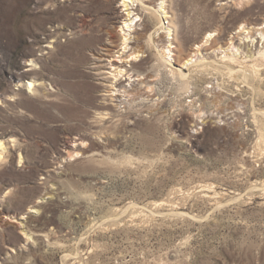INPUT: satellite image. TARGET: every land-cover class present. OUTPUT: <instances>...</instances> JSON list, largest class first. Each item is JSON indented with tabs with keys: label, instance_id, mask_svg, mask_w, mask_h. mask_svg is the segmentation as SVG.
Here are the masks:
<instances>
[{
	"label": "rangeland",
	"instance_id": "374dc122",
	"mask_svg": "<svg viewBox=\"0 0 264 264\" xmlns=\"http://www.w3.org/2000/svg\"><path fill=\"white\" fill-rule=\"evenodd\" d=\"M121 1L0 0V264H264V0Z\"/></svg>",
	"mask_w": 264,
	"mask_h": 264
},
{
	"label": "bare ground",
	"instance_id": "6f19581e",
	"mask_svg": "<svg viewBox=\"0 0 264 264\" xmlns=\"http://www.w3.org/2000/svg\"><path fill=\"white\" fill-rule=\"evenodd\" d=\"M121 2H122V6H123V12H122L123 20H122V24L119 28V38H120L119 42H120V47H121L120 50L122 51V53H125V52L128 53L132 50V47H130L131 32L134 31V27L136 25H138L137 22L141 20L140 16L143 15V12L138 10V4L136 5V8L134 7L135 2H138V0H122ZM139 2L142 3V0H139ZM157 6L158 7L156 10V13H157L160 21L162 22V25H161L162 33L165 34V44H164V46L162 45L163 49L161 50L162 51L161 59L163 60V62L165 64H170V62L172 61V56L175 55L173 49H175L176 47L173 45V41L177 39V32L178 31L176 32V29H175L176 25L174 24V22L172 20H169L172 18V16L169 15L168 7H167L168 6L167 1L166 0H160L159 3L157 4ZM144 17L146 18L147 16L145 15ZM243 28H246L245 25L243 26ZM244 33H245L244 37H242L240 39V42L238 44H236L237 43L236 41H231L229 44L226 43L227 47H226V49H224V51H227V52L229 50L238 51L239 49L244 51V49L246 48V47H244V45L246 43H250V42L252 44H254L255 42L258 43V41L256 39H254V38L252 39V35L250 34L251 33L250 30L245 31ZM259 35L262 39V45H263V43H264V30L260 31ZM213 37H214V34H212V33L208 34L206 37H204L203 43L206 44L209 41L211 42ZM184 39H185L184 41H186V38H184ZM241 40H243V42ZM181 46H182V44H181ZM200 46L197 45L196 50ZM208 46H209V44H208ZM218 48L220 49L222 47H218ZM263 49H264V46L262 47V49H260L258 51V54H260V56L264 58V50ZM247 52H249V50H247ZM194 56H195V58L197 57L196 52L193 53L192 55L188 56V58L186 60L182 59V60H184L182 63V67L180 66L181 69L178 70L179 74L181 76L185 75L183 73V70H185V69L187 70L188 66L192 63V58ZM137 58H138V56L135 54V52H131L129 54H126L124 59L119 58V60H115L114 70L111 73L112 76L115 78L114 88H115V86L121 85L122 82L120 80H122L123 76H127V77H125L124 81H130L129 79L132 78L131 73H127L126 72L127 70L124 69L125 67H127L125 62H128V61L132 62L131 66H130L131 69L138 68L144 64V62H140L139 64H137L136 63ZM125 60H127V61H125ZM180 62H182V61H180ZM124 72H125V74H124ZM17 77H18L19 82H20L21 76L18 75ZM31 83H34V81L26 84V88L29 91L34 86ZM124 86L125 85H123L122 87L125 88ZM148 89H150V92L153 91V86H148ZM121 92H126V90L125 89L121 90V88L115 89L114 93L110 94L109 97L116 99V100H112V101L120 103L121 100H125V99H118V98H121L122 96H125V95H121ZM114 105L117 106L118 104H114ZM111 109L114 110L115 107L111 106ZM114 111H116V110H114ZM81 139L85 140L84 138H81ZM85 141H87V140H85ZM4 146L5 145H3V143L0 141V162H2L4 160L3 154L5 153V150H6V148H5L6 146L5 147ZM91 149H92V147L89 149V148H85L83 146H81V148H78L77 146H69V150L72 151V154H76V155H79V154L84 155V154L88 153V151H90ZM31 212L40 214L42 211H40L38 207H33L31 209ZM43 212H45V210H43Z\"/></svg>",
	"mask_w": 264,
	"mask_h": 264
}]
</instances>
